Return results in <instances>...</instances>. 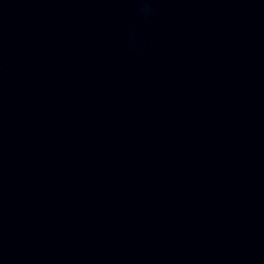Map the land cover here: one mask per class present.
Returning a JSON list of instances; mask_svg holds the SVG:
<instances>
[{"label":"water","instance_id":"95a60500","mask_svg":"<svg viewBox=\"0 0 264 264\" xmlns=\"http://www.w3.org/2000/svg\"><path fill=\"white\" fill-rule=\"evenodd\" d=\"M0 264H264V0H0Z\"/></svg>","mask_w":264,"mask_h":264}]
</instances>
